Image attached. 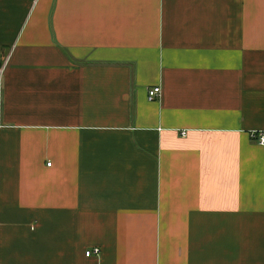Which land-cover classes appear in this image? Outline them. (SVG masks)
<instances>
[{"label": "crops", "instance_id": "0c3cea01", "mask_svg": "<svg viewBox=\"0 0 264 264\" xmlns=\"http://www.w3.org/2000/svg\"><path fill=\"white\" fill-rule=\"evenodd\" d=\"M260 132L264 0H0V264H264Z\"/></svg>", "mask_w": 264, "mask_h": 264}, {"label": "built area", "instance_id": "2783aa9c", "mask_svg": "<svg viewBox=\"0 0 264 264\" xmlns=\"http://www.w3.org/2000/svg\"><path fill=\"white\" fill-rule=\"evenodd\" d=\"M161 93V88L159 86L156 87H152L149 88L147 90V98L148 100L152 101L154 99H156ZM258 136V142L260 144H264V132H260L257 134ZM50 163L48 162L47 165H49ZM99 253V249L98 248H93L92 250H87L85 252V255H90V254H98Z\"/></svg>", "mask_w": 264, "mask_h": 264}]
</instances>
